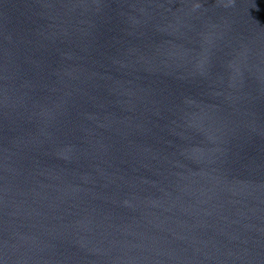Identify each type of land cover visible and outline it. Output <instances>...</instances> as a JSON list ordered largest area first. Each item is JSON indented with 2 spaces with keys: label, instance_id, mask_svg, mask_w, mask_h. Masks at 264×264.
<instances>
[{
  "label": "water",
  "instance_id": "1",
  "mask_svg": "<svg viewBox=\"0 0 264 264\" xmlns=\"http://www.w3.org/2000/svg\"><path fill=\"white\" fill-rule=\"evenodd\" d=\"M0 264H264V0H0Z\"/></svg>",
  "mask_w": 264,
  "mask_h": 264
}]
</instances>
